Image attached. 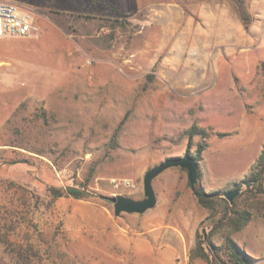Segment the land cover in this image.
Here are the masks:
<instances>
[{
	"label": "rangeland",
	"instance_id": "obj_1",
	"mask_svg": "<svg viewBox=\"0 0 264 264\" xmlns=\"http://www.w3.org/2000/svg\"><path fill=\"white\" fill-rule=\"evenodd\" d=\"M11 1L38 30L0 38L3 264H210L190 260L215 223L187 169L154 179L145 213L116 216L106 197L144 198L147 170L197 153L194 123L212 131L200 184L251 215L213 241L264 264V184L248 179L264 150V0ZM70 186L96 195L49 190Z\"/></svg>",
	"mask_w": 264,
	"mask_h": 264
},
{
	"label": "trees",
	"instance_id": "obj_2",
	"mask_svg": "<svg viewBox=\"0 0 264 264\" xmlns=\"http://www.w3.org/2000/svg\"><path fill=\"white\" fill-rule=\"evenodd\" d=\"M184 134L188 137L190 144L196 135L201 136L202 140L199 142L197 153L195 154L197 160L200 161L208 145V139L212 135L211 128L194 123ZM219 135L224 136L225 133L220 132ZM248 179L253 185H258L262 188L264 184V150L253 166ZM49 190L54 198L65 195H72L76 198L96 195L93 191L74 186H70L65 190L58 187H50ZM194 191L199 204L211 211L210 216L203 220L202 223H206L209 219H212L215 224L213 229L207 234L202 230L197 231L196 243L190 251V260L193 262L196 259H203L210 264H257L256 258L247 253L230 235L225 237L221 245H217L213 241V233L222 227L228 226L234 231L241 230L249 223L251 217L250 212L248 210H238L235 204L231 205L228 203L222 196V193L218 191L208 192L200 183ZM221 206L223 208L219 210Z\"/></svg>",
	"mask_w": 264,
	"mask_h": 264
},
{
	"label": "water",
	"instance_id": "obj_3",
	"mask_svg": "<svg viewBox=\"0 0 264 264\" xmlns=\"http://www.w3.org/2000/svg\"><path fill=\"white\" fill-rule=\"evenodd\" d=\"M171 167H182L188 171V179L193 188L196 189L197 185L200 183L201 178V168L200 161L197 160L196 156L191 150H188L184 155H176L167 157L161 163L155 165L154 167L147 170L144 176V193L145 197L142 199H136L131 196L116 195L109 198L114 205V214L116 216H121L123 213H138L142 214L152 209L157 204V193L154 188V179L157 178L166 169ZM248 185L251 182L247 183ZM240 188L230 190L225 193V197L233 203L235 197L240 194Z\"/></svg>",
	"mask_w": 264,
	"mask_h": 264
},
{
	"label": "built area",
	"instance_id": "obj_4",
	"mask_svg": "<svg viewBox=\"0 0 264 264\" xmlns=\"http://www.w3.org/2000/svg\"><path fill=\"white\" fill-rule=\"evenodd\" d=\"M38 30L33 14L11 0H0V38L28 37Z\"/></svg>",
	"mask_w": 264,
	"mask_h": 264
},
{
	"label": "crops",
	"instance_id": "obj_5",
	"mask_svg": "<svg viewBox=\"0 0 264 264\" xmlns=\"http://www.w3.org/2000/svg\"><path fill=\"white\" fill-rule=\"evenodd\" d=\"M3 251L2 244H0V253ZM0 264H3V258L0 257ZM170 264H174L173 262H170Z\"/></svg>",
	"mask_w": 264,
	"mask_h": 264
}]
</instances>
